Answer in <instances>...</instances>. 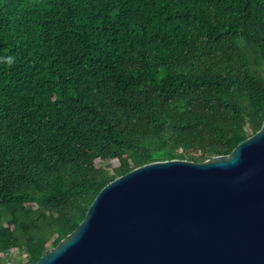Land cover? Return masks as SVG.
<instances>
[{
    "label": "trees",
    "instance_id": "obj_1",
    "mask_svg": "<svg viewBox=\"0 0 264 264\" xmlns=\"http://www.w3.org/2000/svg\"><path fill=\"white\" fill-rule=\"evenodd\" d=\"M263 121L264 0H0V263L38 260L115 178Z\"/></svg>",
    "mask_w": 264,
    "mask_h": 264
},
{
    "label": "water",
    "instance_id": "obj_2",
    "mask_svg": "<svg viewBox=\"0 0 264 264\" xmlns=\"http://www.w3.org/2000/svg\"><path fill=\"white\" fill-rule=\"evenodd\" d=\"M27 264H264V121L228 155L115 178L70 234Z\"/></svg>",
    "mask_w": 264,
    "mask_h": 264
},
{
    "label": "rangeland",
    "instance_id": "obj_3",
    "mask_svg": "<svg viewBox=\"0 0 264 264\" xmlns=\"http://www.w3.org/2000/svg\"><path fill=\"white\" fill-rule=\"evenodd\" d=\"M111 164H112V166H113V167H116V166H118V163H117V162H114V161H113V162H111ZM15 252H16V251H14V253H15ZM14 253H13V254H14Z\"/></svg>",
    "mask_w": 264,
    "mask_h": 264
}]
</instances>
